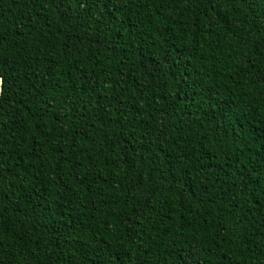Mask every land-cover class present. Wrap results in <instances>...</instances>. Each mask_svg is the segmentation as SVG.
<instances>
[{"label":"trees","instance_id":"1","mask_svg":"<svg viewBox=\"0 0 264 264\" xmlns=\"http://www.w3.org/2000/svg\"><path fill=\"white\" fill-rule=\"evenodd\" d=\"M0 35L2 264H264V0H0Z\"/></svg>","mask_w":264,"mask_h":264},{"label":"snow or ice","instance_id":"2","mask_svg":"<svg viewBox=\"0 0 264 264\" xmlns=\"http://www.w3.org/2000/svg\"><path fill=\"white\" fill-rule=\"evenodd\" d=\"M101 2L104 4L105 8H107L108 5L113 3V0H101ZM81 7H83V5H81ZM0 39H3L2 35H0ZM0 264H2V262H0ZM109 264H121V258L119 257V255L114 253L112 258L109 261ZM181 264H183L182 261H181Z\"/></svg>","mask_w":264,"mask_h":264},{"label":"water","instance_id":"3","mask_svg":"<svg viewBox=\"0 0 264 264\" xmlns=\"http://www.w3.org/2000/svg\"><path fill=\"white\" fill-rule=\"evenodd\" d=\"M0 87H1V78H0Z\"/></svg>","mask_w":264,"mask_h":264}]
</instances>
